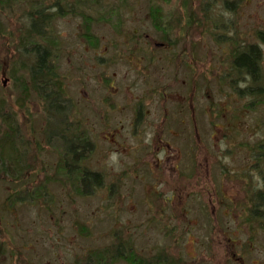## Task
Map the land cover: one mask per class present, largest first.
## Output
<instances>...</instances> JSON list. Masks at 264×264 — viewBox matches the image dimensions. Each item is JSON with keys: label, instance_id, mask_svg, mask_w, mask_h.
<instances>
[{"label": "rangeland", "instance_id": "obj_1", "mask_svg": "<svg viewBox=\"0 0 264 264\" xmlns=\"http://www.w3.org/2000/svg\"><path fill=\"white\" fill-rule=\"evenodd\" d=\"M263 36L264 0H0V110L19 132L0 115V141L9 133L22 154V172L0 180V264L101 251L114 256L93 258L103 264H128L119 252L264 264V102L234 64L260 43L264 86ZM34 41L52 51L65 122L34 87ZM68 127L91 144L80 166L100 185L88 193L54 132Z\"/></svg>", "mask_w": 264, "mask_h": 264}, {"label": "trees", "instance_id": "obj_2", "mask_svg": "<svg viewBox=\"0 0 264 264\" xmlns=\"http://www.w3.org/2000/svg\"><path fill=\"white\" fill-rule=\"evenodd\" d=\"M46 11H37L36 17H33L31 21V27L35 30H42L43 23L48 17L45 14ZM159 9L152 10V18L154 21H158ZM39 17V18H38ZM31 28V30H32ZM86 38H89V35H86ZM27 48V47H26ZM29 56H33V66L30 70L32 75V81L34 87L41 93V96L48 101V108L52 114L55 115L56 120L61 119V122H65V112H66V103L60 100L62 95V89L57 82V74L53 69V54L49 46L43 45L38 41H34L30 47V51H26ZM261 59L260 51L256 46H251L247 52H242L236 57L235 65L240 72L248 71L252 76L254 82L259 81L260 69L259 63ZM1 108V107H0ZM0 115L3 118V122L8 126V130L15 132L19 136V132L9 121V114L5 110H0ZM54 119V118H53ZM74 129L72 128L69 131V127L64 129V133L61 134L62 130H57L54 132L59 133L60 138L63 141L65 148V160L64 164L67 169V172L72 174H77V177L80 183L83 184L85 193L90 192L91 186L93 184L100 185V176L98 173L91 172L87 169H83L80 166V163L86 158V151L91 149V144L88 141L86 135L84 134H72ZM18 134H17V133ZM72 135H69V134ZM86 137V138H85ZM2 140L0 141V180L4 177L18 175L20 172V163L22 161V154L19 152V140H14L9 133H4L2 135ZM18 146V147H17ZM85 153V154H84ZM84 154V155H83ZM253 212L256 213L258 218H264V193H260V197L254 201ZM120 250V249H118ZM4 251L3 241L0 239V256ZM111 251H101L94 255H89L86 260V264H103V262H98L94 257H98L99 261L103 260H113L114 256L110 255ZM116 257H123L128 264H163L161 256H158L156 259H142L134 253L124 254V252H119ZM92 261V262H91ZM165 262V260H164ZM168 264H180L177 262H168Z\"/></svg>", "mask_w": 264, "mask_h": 264}, {"label": "flooded vegetation", "instance_id": "obj_3", "mask_svg": "<svg viewBox=\"0 0 264 264\" xmlns=\"http://www.w3.org/2000/svg\"><path fill=\"white\" fill-rule=\"evenodd\" d=\"M262 42L264 43V36L262 37ZM261 42V43H262ZM260 43L258 44H255L253 42L249 43L248 44V47L239 52L236 57L241 54L242 52H247L251 46H256L258 48V50L260 51V54H261V59H260V63H259V69H260V77H259V81L258 82H254L252 76L248 73V71H242L240 72L239 69L236 67V69L239 71V73H244L246 75V77L248 78L249 80V84L247 85L246 89H245V92H246V95L249 97H256V100L257 101H262L264 102V86L260 85L259 83L261 82L262 78H263V71H262V59H263V53L261 51V48L259 47ZM236 57L234 59V64H235V61H236ZM236 66V65H235ZM255 101H251L248 103V105L250 107H253V104H254ZM252 154L254 156V153H253V147H252ZM259 159H262L264 161V151L259 155ZM260 193H264V176L262 177V188L260 190L257 189V192H255V198H254V201L256 199H258L260 197Z\"/></svg>", "mask_w": 264, "mask_h": 264}]
</instances>
